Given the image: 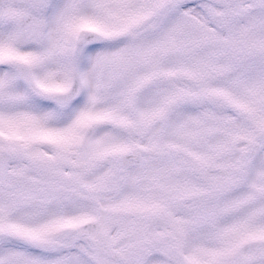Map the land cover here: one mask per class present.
Wrapping results in <instances>:
<instances>
[{"label":"snow or ice","instance_id":"snow-or-ice-1","mask_svg":"<svg viewBox=\"0 0 264 264\" xmlns=\"http://www.w3.org/2000/svg\"><path fill=\"white\" fill-rule=\"evenodd\" d=\"M0 264H264V0H0Z\"/></svg>","mask_w":264,"mask_h":264}]
</instances>
